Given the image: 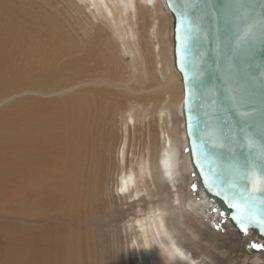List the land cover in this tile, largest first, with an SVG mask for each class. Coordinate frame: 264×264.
<instances>
[{
    "label": "bare ground",
    "instance_id": "bare-ground-1",
    "mask_svg": "<svg viewBox=\"0 0 264 264\" xmlns=\"http://www.w3.org/2000/svg\"><path fill=\"white\" fill-rule=\"evenodd\" d=\"M79 2L88 8L95 18L99 15L110 25V32L101 37L100 41L88 43L85 50L86 58L94 55L98 65L100 61L108 66L128 64L134 68V74L141 79L140 82L156 84L155 89L150 90L163 95L154 111L157 113L154 120L157 125L156 132L154 134L149 132L147 139V133L144 134L141 130L139 135L136 134L138 123L147 125L148 120L146 115L132 111L116 121V125L119 123L113 132L106 129H100V132L99 128L95 130L99 105L105 103L98 104L99 98L96 97L101 95L105 100L103 93L105 90L100 86H105L107 81L102 79L93 81L97 85L93 90L95 96L82 94L74 99L56 101L52 105V120L61 122L63 119L68 130L58 136L52 134V181L42 188V191L38 189L33 192L34 195L46 199L52 197V246L49 243V247L43 248L44 244L35 240L28 248L7 239L9 244L5 247L6 244L5 248L0 245V254L12 257L16 264H29L28 258L27 260L21 258L20 251L30 250L27 252L33 257L32 261L30 260L31 264L51 262L64 264L60 255L67 252L66 241L69 248H75V242H78H74L72 240L74 238L70 239V235L62 237L56 221L59 222L63 216L71 214L77 203L80 204L85 196L90 197L93 194V190L89 188L92 187L91 180L94 177L90 173L87 181L84 179L85 172L82 169L86 167V156L95 157L98 165L102 167L98 174L96 173L98 186L105 181L101 176V170L105 162H109L103 155L104 148L108 145L110 150H114L111 179H116L115 189L118 194L115 195L111 188H108L109 193L111 198L119 201L121 205H128L125 212L128 213L129 219L125 226L130 244L126 246L123 258L126 264H130L131 261L133 264H242L234 263L235 256L231 254V250L235 252L240 247L236 239L237 234L230 228L233 226L224 225L223 221L226 219L221 215L218 206L197 185L194 191L196 199L191 197L187 190L191 180L188 174L194 170L190 154L187 149L182 150L181 145L185 143L187 147L182 113L184 91L181 76L174 65V41L169 37L172 16L164 0H79ZM6 11L5 0H2L0 12ZM41 11L43 12L42 9ZM35 12L38 10L35 9ZM141 20L146 22L142 28ZM22 37L23 35L18 37L19 40L12 39L5 45H0V48L3 47L0 57L6 56L11 59L4 63L0 61V64L12 68L14 50L27 53L31 59H36L37 63L41 64L51 56L53 58L54 54L46 53L35 39L28 37L25 45L23 40H20ZM130 54L133 55V62L127 63L124 55ZM109 81L112 86L123 87L112 80ZM124 87L129 90L128 87ZM164 100L165 103L162 104ZM150 122L148 121V124ZM85 123L87 129L82 128ZM73 126L76 128L79 126L80 130L74 129ZM118 130L121 134L117 132ZM179 135L183 136V139H180ZM57 140L62 142L60 146ZM137 140L143 141L145 146L140 151H135L133 145L130 153L131 144H135ZM42 144L33 142L28 147V152L37 153L44 158ZM20 160H28L27 152ZM81 179L84 180L81 182ZM196 180L195 173L194 182ZM121 188L125 190L122 192ZM2 194H5V189L0 186V196ZM111 215L112 222H117L113 219L117 215L116 207L112 208ZM102 223L103 219L100 217L99 224ZM110 226L103 229L99 227V236L93 242L91 236L86 238L85 252L88 260L93 245L98 253L101 250L104 257L108 256L107 248L111 239L106 231H109ZM212 226L216 229L225 228L227 233L224 238L231 243L227 244L226 239L214 231ZM77 239L76 237L75 240ZM0 244L5 243L0 240ZM219 245H223L225 249H220ZM0 260L6 261L5 257H0ZM104 261L99 263L103 264ZM255 264L260 262L255 261Z\"/></svg>",
    "mask_w": 264,
    "mask_h": 264
},
{
    "label": "rangeland",
    "instance_id": "rangeland-1",
    "mask_svg": "<svg viewBox=\"0 0 264 264\" xmlns=\"http://www.w3.org/2000/svg\"><path fill=\"white\" fill-rule=\"evenodd\" d=\"M5 5L7 11L0 12V45H5L12 39L15 41L23 35L24 38L20 40H23L25 45H27L26 39L31 37L45 49L46 53L54 55L53 58L51 56L45 60L44 64H41L37 63L36 59H31L27 53L14 50L13 67L8 68L0 64V186L5 189V194L0 196V240L5 244L0 245L4 247L7 244L5 246L7 247L9 242L6 240L9 239L20 246L29 248L32 245L30 243L37 240L42 242L44 244L42 247L45 248L49 247V243L52 246V197L46 199L43 196L34 195L33 192L38 189L42 191V188L52 181V134L58 136L68 130L63 119L61 122L52 120V105L56 101L65 98L74 99L82 94L95 96L93 90L97 85L93 81L105 80L107 81L105 86H100L105 90L103 92L105 100L101 95H96L99 98L98 104L105 103L99 105L100 111L96 114L95 130L99 128L100 132V129L113 132L119 123L116 125V121L132 111L139 115H146L147 120L151 121V125L148 121L147 125L138 123V130L136 132L133 130V133L138 135L140 130L144 134L147 133V139L149 132L151 134L156 132L157 125L154 120L157 113L155 114L154 111L163 95L157 91H151L155 89L156 84L148 85L140 82L141 79L134 74V68L128 64L108 66L100 61L98 65L94 55L86 58L85 50L88 43L100 41L101 37L110 32V25L99 15L95 18L79 0H5ZM35 9L38 12H35ZM143 23L146 24L144 20H141V28ZM169 37L172 41L173 17L170 18ZM2 49L3 47L0 51ZM28 49L27 46L26 50ZM124 59L127 63H132L133 55H124ZM10 60L6 56L0 57L3 63ZM109 80L123 87L112 86ZM164 103L165 100L162 104ZM92 123L94 124L93 121ZM73 128L80 130L79 126L78 128L73 126ZM82 128L87 129V124L85 123ZM179 131L180 128H178ZM117 132L121 134L120 130ZM179 138L183 139V136L179 135ZM33 142L43 143L41 149L45 159L37 153L28 152V147ZM57 142L59 146L62 144L60 140ZM134 143L131 144L130 153L133 145H135V151H140L145 146L141 140ZM181 145L182 150L187 149L185 143ZM110 149L108 145L105 146L103 154L109 161L105 162L101 170V176L105 181L98 186L96 173L98 174L102 167L98 165L95 157L86 156V167L82 169L85 172L84 179L88 181L90 173L94 177L91 180L92 187L89 188L93 190V194L90 197L85 196L80 204L77 203L71 214L62 215V220L56 221L62 237L70 235V239L74 238L72 240L78 242H75V248H69L65 240L68 255L67 252L60 255L64 264H101L99 261L102 260H105L103 264H126L123 258L126 246L130 244V237L125 226L129 219L128 213L125 212L128 205H121L119 201L112 199L109 193L108 188H111L115 195L118 194L115 189L116 179H111L114 150ZM26 152L28 160L21 161L20 158ZM188 175L192 182L190 180L187 190L190 196L196 199L195 190L192 187L197 183V180L194 182L195 172L190 171ZM84 179H81V182ZM81 189L80 185L79 190ZM113 207L117 208V215L113 218L117 222H112L111 219ZM100 217L103 219L101 225ZM223 223L227 227L231 225L227 220ZM108 225H111L109 231H106L111 239L110 248H107L106 256H108L104 257L101 250L98 253L93 245L88 260L85 252L86 238L91 236L93 242L99 236V227L103 229ZM212 227L223 238L226 237L225 228ZM230 228L237 234L236 239L240 244L238 251L231 250L232 256H235L234 263L255 264V261H259L262 264L264 250L249 247L251 243L256 242L253 236L242 235L234 226ZM76 237L77 240H75ZM226 242L231 243L227 239ZM220 247V249L224 248L223 245ZM27 251L30 252V250L21 249V258L26 260L28 258L27 261L31 264L33 257ZM0 257H5L6 260H0L2 264L3 262L16 264V260L10 256L0 254ZM130 264H133V261Z\"/></svg>",
    "mask_w": 264,
    "mask_h": 264
},
{
    "label": "water",
    "instance_id": "water-1",
    "mask_svg": "<svg viewBox=\"0 0 264 264\" xmlns=\"http://www.w3.org/2000/svg\"><path fill=\"white\" fill-rule=\"evenodd\" d=\"M164 2L173 17L174 65L183 83L184 130L187 151L197 175L196 185L218 206L223 218L242 235L253 236L256 242L264 244V232L260 231L257 225L250 224L247 234L243 233L237 222L232 219L234 209L229 207L222 195L217 196L214 191L208 190L204 176L195 162L196 156L189 150L194 136L199 142L202 130L207 132L213 127L216 109L212 106V100H216L222 109H226L229 106L228 98L232 93L248 99L247 107L255 110L256 137L258 140L264 138V129L259 126L260 117L264 114V41L259 39L258 35L250 44L241 45L237 40V32L241 28L250 27L257 34L264 29V0H250L252 8L242 10L236 17L227 20L222 15L209 14L205 10L203 0H195L190 12L191 29L186 25L183 33L185 37L191 35L185 61L188 80L184 79L176 51L178 20L173 9L180 5L181 0H164ZM225 2L226 0H207V6L222 12ZM190 87L192 95L189 99L187 93ZM213 92L215 95H212ZM189 112L194 121H199V127L194 129V134L187 128ZM220 114L223 115V110ZM232 123L236 124L235 118H232ZM257 151L258 148L249 150L247 147L237 146L230 155L229 149H209V159L204 162V167L206 171L217 165L227 168L233 156L242 165L250 152L255 155ZM259 198H264V193L260 194Z\"/></svg>",
    "mask_w": 264,
    "mask_h": 264
},
{
    "label": "snow or ice",
    "instance_id": "snow-or-ice-1",
    "mask_svg": "<svg viewBox=\"0 0 264 264\" xmlns=\"http://www.w3.org/2000/svg\"><path fill=\"white\" fill-rule=\"evenodd\" d=\"M195 0H181L180 5L173 9L177 17L176 40L178 42L177 55L180 61L181 71L184 73V79L188 80V72L185 70L186 53L191 35L184 36L185 26L191 29L192 21L190 12ZM205 10L209 13L222 15L226 20L236 17L242 10L252 8L250 0H226L223 10L209 8L207 0H203ZM257 35L264 41V29L259 34L250 27L241 28L237 32L239 44H250ZM188 98H191L192 89H188ZM212 95H215L213 92ZM248 99L238 97L232 93L228 98V107L222 109L216 100H212V106L216 109L214 113L213 127L210 131L202 133L197 139H192L190 151L196 156V164L204 176V183L209 191H214L217 196H223L228 202L229 207L234 209L232 219L237 222L240 230L247 234L250 224H255L260 231L264 232V198H259L264 193V138L256 137L255 128V110L249 109ZM223 110V115L221 111ZM232 118H235L236 124L233 125ZM253 121V123H249ZM259 126L264 129V114L261 115ZM199 127V121H194L191 112L188 115L187 128L194 134V129ZM207 136V138H205ZM247 147L249 150L258 148L255 155L246 158L244 164L233 156V160L227 168L211 167L207 171L204 162L209 159V149H229V154L237 147ZM193 189L196 185L193 184ZM121 188L120 191H124ZM214 211H217L214 209ZM251 249L264 250V244L253 242L249 245Z\"/></svg>",
    "mask_w": 264,
    "mask_h": 264
}]
</instances>
